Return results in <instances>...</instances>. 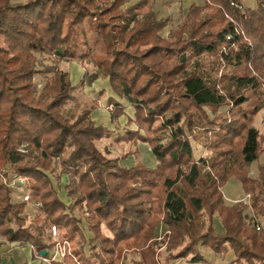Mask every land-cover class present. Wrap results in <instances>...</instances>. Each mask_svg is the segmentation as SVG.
I'll use <instances>...</instances> for the list:
<instances>
[{"label": "trees", "instance_id": "16d2710c", "mask_svg": "<svg viewBox=\"0 0 264 264\" xmlns=\"http://www.w3.org/2000/svg\"><path fill=\"white\" fill-rule=\"evenodd\" d=\"M97 1L0 0V238L47 258L56 227L70 255L51 264H121L128 253L136 256L131 264H162L155 231L164 227L168 260L209 264L201 253L209 249L222 257L230 252L232 264H264V232L255 226L264 221V133L252 125L264 109V1L240 12L231 3L241 0H203L199 20L191 5L167 39L161 32L169 20L152 11L155 0ZM35 53L90 61L97 72L73 86L55 65L37 70ZM37 74L46 78L40 94ZM98 77L133 108L128 125L149 134L143 143L153 167H126L127 156L111 159L97 149L114 135L93 121L97 107L66 115L75 90ZM107 107L116 131L124 106L108 98ZM192 142L209 155L194 160ZM6 166L24 179L27 201L12 202ZM62 176L68 204L57 191ZM231 178L250 195L255 221L247 220L245 206L224 205L221 188ZM28 204L39 205L30 223Z\"/></svg>", "mask_w": 264, "mask_h": 264}, {"label": "rangeland", "instance_id": "374dc122", "mask_svg": "<svg viewBox=\"0 0 264 264\" xmlns=\"http://www.w3.org/2000/svg\"><path fill=\"white\" fill-rule=\"evenodd\" d=\"M12 3H18V2H23L24 0H10ZM193 2H197L196 4H192L195 5L196 7H198V9L194 10L193 12H191V17L193 18V20H199L200 15L202 14L200 7L203 5H199L198 3L201 2V0H155L153 3V7H152V11L154 13L157 14L159 19H165L167 18L169 20L167 26L165 27V29L161 32V36L164 39L169 38L170 36V32L172 31V29H174L179 23L180 21L183 19V17L185 16V14H187L188 8L191 6H189L190 3ZM264 1V0H263ZM136 2V0H133L131 2L134 3ZM98 5H101L103 3H105V0H98L97 1ZM258 4V0H241V5L243 6V8H249V9H253L257 6ZM128 6V5H127ZM187 6H189L187 8ZM125 8V7H124ZM84 32H85V36L88 42H90L91 37H92V32L89 29L88 24L86 23L84 25ZM4 32L0 31V48H4ZM233 50H236V48L234 47ZM220 54V53H219ZM35 56L37 58V65L36 68L37 70H42V68L44 66H48V65H55L57 69L59 70H63V72L67 71V67L70 64H77L78 66L81 67V72H84V75L82 76V79L86 78V76H89L93 73L97 72V69H95L94 67H92L91 62L90 61H86V62H78V61H66V60H61L60 61H55V59L53 57H50L47 54L44 55H39L37 53H35ZM210 59L208 57H205L202 59V63L205 65L206 68L210 67ZM63 61V62H62ZM220 61V60H219ZM224 65L223 63L220 61V65L218 68V74H221L224 71ZM69 75V73H68ZM70 76V75H69ZM74 77V76H73ZM98 80H106L102 77H98ZM96 79V80H97ZM75 80V78H74ZM46 78L43 77L40 74H37L34 79H33V83H34V90L36 93H39L42 91L43 86L45 84ZM81 81V80H80ZM79 81V82H80ZM95 81V80H94ZM92 81V82H94ZM91 82V83H92ZM91 83L87 86H85L83 88V90H79V88H77L74 92V99L69 102L65 108L64 111L66 113V115L71 116L73 114H76V112H78L79 110H81L82 108H92L93 106L97 107L94 111H96L98 108H100L99 104H102L103 110L105 111V114L107 115V113H110V109L105 105V98L106 95L103 94L102 96H98V94H93L91 95V92H89L88 87H91ZM261 88L264 90V87L261 86ZM114 94V93H113ZM115 98L117 100H121L123 101L122 106H124V117L125 119L121 122L123 123H119L118 120V129L116 131L120 132V135L117 134V138L116 140L113 138H109V139H104L100 142H97V149H99L100 151H102L108 158H120L122 159L123 156H127L126 159L121 160V164L126 166V167H131L137 163H141L147 167H153L155 160L153 158V155L149 149L150 146H145L143 145V141L149 140L150 136L149 134H146L144 132H138V134L135 132L137 127L132 124V125H128V120L131 119L133 120V115H134V110L131 106H129L130 104L123 100L118 98L115 94H114ZM230 109L229 106H225L220 108V112L223 115H226L228 110ZM93 111V112H94ZM207 111V110H206ZM92 112V115H93ZM209 113V112H208ZM210 114V113H209ZM93 121H96V117L92 116ZM130 116L132 118H130ZM123 117V116H122ZM120 117V118H122ZM119 118V119H120ZM110 119V116H109ZM111 122V121H110ZM253 127L256 128L261 134L264 133V109L261 110L254 118L253 121ZM115 127V126H114ZM122 128V129H121ZM126 131H131L132 135H127L125 134ZM114 133V131H112ZM193 148H195L194 150V160H197V158L201 157V156H206L209 155L207 151H205L201 146L196 145L192 142ZM27 146L23 145L20 147L19 151L21 152L22 150H26ZM26 155L28 154L27 151H25ZM264 161V155L262 158H260L259 163H262ZM256 167H257V163L255 162L254 164H252L249 168V172H250V176H255L256 174ZM5 172V176L7 178V187L10 191V197L12 202H18V200H23V194L25 193L26 186L24 185H20L18 183V181L16 179H18V176L13 173L9 166H6L5 168H3V171ZM54 186L56 187V182L52 179ZM61 186L56 187L57 191L59 192V197L61 198V200L68 204L69 200L66 199L65 196V192L63 189L64 184L67 182V177L66 176H62L61 177ZM221 193L223 196V203L225 206H232V207H236L238 205H243L245 206V210H244V214L247 218L248 221H250L253 218V211L250 208V195L245 194L242 189H241V185L239 182H237L235 179L231 178L226 184H224V186L221 188ZM68 202V203H67ZM38 206L39 205H34V204H28L25 208V215L27 218L28 223L31 222V220H33L34 216L37 214L38 212ZM254 220V219H252ZM255 221V220H254ZM259 225L261 232H264V221L263 220H258V222L255 224ZM161 227V226H160ZM213 227L216 229L217 232L220 231V220L217 217L213 218ZM84 234L87 238L91 237V234L84 228ZM106 235H109L108 230L103 227V231ZM49 233V231H48ZM167 234V228H158L155 231V241H156V252L159 254V261L162 264H187L185 261H181V260H168V252L166 250V246L165 243L163 242V238L164 235ZM58 240H60L59 235L57 237H54L51 235L49 242H52V244L58 242ZM1 241V238H0ZM1 243V242H0ZM70 245V244H69ZM52 250L49 253V257H52ZM201 253L203 254V256L206 258V260L209 262V264H232L231 261L233 259L231 253H227V255H225L224 257H222L221 255H215L211 250L209 249H201ZM35 257H38L41 260V257L38 256L37 254L34 255ZM49 257H45L46 259H48ZM3 258H5V256H0V263L3 262ZM64 258H62L61 260L58 258H56V262H61ZM5 260V259H4ZM51 260V259H50ZM131 260H136V256L132 253H128L122 260L121 264H131ZM49 263H45V264H51L54 261H48Z\"/></svg>", "mask_w": 264, "mask_h": 264}, {"label": "crops", "instance_id": "0c3cea01", "mask_svg": "<svg viewBox=\"0 0 264 264\" xmlns=\"http://www.w3.org/2000/svg\"><path fill=\"white\" fill-rule=\"evenodd\" d=\"M191 2L192 3H190L189 6L194 4V3L195 4L197 3L196 1L195 2L191 1ZM198 4L202 5L203 0H201V2ZM189 6H187V8ZM66 67H67V73H69V75H70L69 79H70L71 84L73 86H76L79 83V81L82 79L84 72H81V67L75 63L70 64ZM74 78H75V80H74ZM88 90H89V92H91V95H93L95 93L98 94L101 91H103L104 94L106 95L105 102H104L105 105L107 104L108 98H113L119 104L124 105L123 101L117 100L115 98L114 94L111 93L112 91L110 90V88L108 86L107 80H98V79L95 80L94 82L91 83V87H88ZM99 105H100V108H98L96 111H94L93 115H92L93 117L94 116L96 117V121L94 120L95 124L107 128L108 130H110V132L114 131L115 127L110 122L109 114L107 113V115H106L105 111L103 110L102 104H99ZM130 118H132V117L130 116ZM124 119H125L124 116L122 118H120L119 123L120 124L123 123L121 121H123ZM117 134L120 135V132L114 131V135L111 138L116 140ZM143 145H145V144H143ZM145 146H147V145H145ZM154 165H155V163H154ZM0 242H1L0 243V256H5V258H3V262H1L0 264H45L38 257L34 256L33 249L31 246H28V245L23 246V245H19L17 243H8L2 239Z\"/></svg>", "mask_w": 264, "mask_h": 264}, {"label": "built area", "instance_id": "2783aa9c", "mask_svg": "<svg viewBox=\"0 0 264 264\" xmlns=\"http://www.w3.org/2000/svg\"><path fill=\"white\" fill-rule=\"evenodd\" d=\"M231 6L235 9H237L240 12H243V6L239 5V4H235V3H231ZM227 39H229V37H227ZM224 51V49H223ZM18 181V183L20 185H24V179L18 177V179H16ZM23 201H27L28 199V193L27 191H25V193L23 194ZM256 229L260 230L259 225H256ZM51 235L54 237L58 236V230L56 227H52L51 228ZM66 255H70V245L67 241H62V242H56L54 245V248L52 250V257H49L48 259H46L45 257L41 256V260L45 263H49L48 261H56V258H58V260L64 258ZM51 259V260H50Z\"/></svg>", "mask_w": 264, "mask_h": 264}, {"label": "water", "instance_id": "95a60500", "mask_svg": "<svg viewBox=\"0 0 264 264\" xmlns=\"http://www.w3.org/2000/svg\"><path fill=\"white\" fill-rule=\"evenodd\" d=\"M41 256H43V257H44V256H45V252H41Z\"/></svg>", "mask_w": 264, "mask_h": 264}]
</instances>
